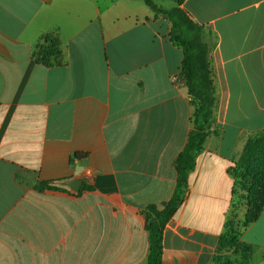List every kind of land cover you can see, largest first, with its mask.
<instances>
[{
    "label": "crops",
    "instance_id": "1",
    "mask_svg": "<svg viewBox=\"0 0 264 264\" xmlns=\"http://www.w3.org/2000/svg\"><path fill=\"white\" fill-rule=\"evenodd\" d=\"M138 1L0 0V264L146 263L144 211L174 193L194 108L175 82L171 23ZM181 7L213 46L221 100L162 264H211L228 222L245 219L233 170L264 131V0ZM45 36L62 64L35 61ZM75 178L77 193L65 185ZM241 239L264 264V210Z\"/></svg>",
    "mask_w": 264,
    "mask_h": 264
},
{
    "label": "trees",
    "instance_id": "2",
    "mask_svg": "<svg viewBox=\"0 0 264 264\" xmlns=\"http://www.w3.org/2000/svg\"><path fill=\"white\" fill-rule=\"evenodd\" d=\"M143 1L156 16H163L171 23L170 40L183 52L181 70L175 82L187 88L194 108L187 144L175 161L177 182L174 193L168 202L161 206H148L144 211L145 228L149 233L145 264H162L165 228L185 202L189 175L195 168L197 156L203 151L209 136L217 133L213 125L217 120L221 93L212 57L213 46L203 39L204 26L195 22L181 7L183 0H175L176 6L170 9L159 6L153 0ZM33 57L46 67L62 64L60 41L45 36L37 45ZM233 175L237 179V187L246 195L247 211L243 222L236 218L228 222L227 232L220 237L211 264L221 261L229 251L239 256L238 264L251 262L252 246L241 239V234L243 229L259 219L264 210V131L247 137ZM48 185L42 182L38 188Z\"/></svg>",
    "mask_w": 264,
    "mask_h": 264
},
{
    "label": "rangeland",
    "instance_id": "3",
    "mask_svg": "<svg viewBox=\"0 0 264 264\" xmlns=\"http://www.w3.org/2000/svg\"><path fill=\"white\" fill-rule=\"evenodd\" d=\"M153 1L156 4H158L159 6L164 7L165 9H170V8L176 6L175 0H153ZM136 4H140L142 6H146L144 1H138V2H136ZM225 101H226V104L228 105L229 112L232 111L233 108H234V106H233L234 99L231 98V92L229 90H226ZM245 142H246V140L244 141V145H245ZM244 145H243V147H244ZM236 201H239V204H245L246 205V195L239 188H238V191H237V200ZM238 261H239V256L236 255L235 253H233L232 251H229V252H226L223 255L221 261L217 260V262H215V263L212 262V263L213 264H223V263L231 262V264H238Z\"/></svg>",
    "mask_w": 264,
    "mask_h": 264
},
{
    "label": "water",
    "instance_id": "4",
    "mask_svg": "<svg viewBox=\"0 0 264 264\" xmlns=\"http://www.w3.org/2000/svg\"><path fill=\"white\" fill-rule=\"evenodd\" d=\"M83 180L81 178H75L68 180L65 182V185L68 186L72 191H75L76 193L79 192L81 186H82Z\"/></svg>",
    "mask_w": 264,
    "mask_h": 264
},
{
    "label": "built area",
    "instance_id": "5",
    "mask_svg": "<svg viewBox=\"0 0 264 264\" xmlns=\"http://www.w3.org/2000/svg\"><path fill=\"white\" fill-rule=\"evenodd\" d=\"M186 196H187V192H186Z\"/></svg>",
    "mask_w": 264,
    "mask_h": 264
}]
</instances>
